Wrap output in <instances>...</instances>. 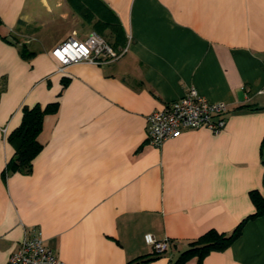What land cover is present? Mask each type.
Masks as SVG:
<instances>
[{"label": "crops", "instance_id": "1", "mask_svg": "<svg viewBox=\"0 0 264 264\" xmlns=\"http://www.w3.org/2000/svg\"><path fill=\"white\" fill-rule=\"evenodd\" d=\"M92 31L126 51L59 70L54 46ZM190 85L227 104L224 127L148 144L147 115ZM263 85L264 0H0V264L37 231L67 264H171L231 232L264 196ZM50 103L31 171L3 176L23 109ZM184 264H264V216Z\"/></svg>", "mask_w": 264, "mask_h": 264}, {"label": "built area", "instance_id": "2", "mask_svg": "<svg viewBox=\"0 0 264 264\" xmlns=\"http://www.w3.org/2000/svg\"><path fill=\"white\" fill-rule=\"evenodd\" d=\"M126 47L114 48L104 36L92 31L85 38L75 34L67 36L51 50L62 70L66 65L84 61L103 64L118 59ZM264 93V85L258 90ZM228 106L223 101H211L190 85L177 99L163 108L155 109L146 117L145 134L148 144L159 147L170 138L179 136L187 128L206 127L218 133L225 125ZM145 242L156 253H163L171 246L168 238L156 239L144 235ZM7 264H67L51 247L44 244L40 233L25 234L18 247L8 258Z\"/></svg>", "mask_w": 264, "mask_h": 264}, {"label": "trees", "instance_id": "3", "mask_svg": "<svg viewBox=\"0 0 264 264\" xmlns=\"http://www.w3.org/2000/svg\"><path fill=\"white\" fill-rule=\"evenodd\" d=\"M56 105L57 103H50L45 107L36 105L23 109L21 123L9 135V141L14 147L15 154L7 162L3 176L15 171L23 173L31 171L32 160L41 149L38 134L42 127L43 118L47 113L55 111ZM262 153L264 163V142ZM250 195L255 206V211L252 214L239 222L231 232H218L214 229L207 230L204 234L191 241L188 247L181 251L171 264H184L192 255L201 258L211 250L227 247L240 234L245 221L253 217L264 216V196L257 190H251ZM151 259L153 257L137 259L132 263L130 262V264H143Z\"/></svg>", "mask_w": 264, "mask_h": 264}, {"label": "rangeland", "instance_id": "4", "mask_svg": "<svg viewBox=\"0 0 264 264\" xmlns=\"http://www.w3.org/2000/svg\"><path fill=\"white\" fill-rule=\"evenodd\" d=\"M103 35V34H102ZM104 36V35H103ZM106 38V36H104ZM107 40V39H106Z\"/></svg>", "mask_w": 264, "mask_h": 264}]
</instances>
